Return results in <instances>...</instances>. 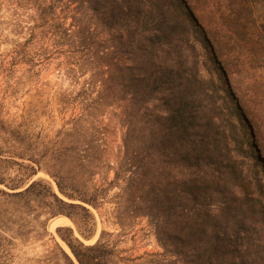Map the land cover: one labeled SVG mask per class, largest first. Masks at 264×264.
Returning <instances> with one entry per match:
<instances>
[{"label": "trees", "instance_id": "16d2710c", "mask_svg": "<svg viewBox=\"0 0 264 264\" xmlns=\"http://www.w3.org/2000/svg\"><path fill=\"white\" fill-rule=\"evenodd\" d=\"M34 1L38 14L32 36L40 35L57 50L69 48L68 71H90L89 89L102 88L100 92L108 94L106 101L118 87L123 92L118 99H127V136H137L146 153L143 166L132 164L136 171L130 173H141L140 181L149 188L145 202L150 200L152 205L147 214L163 251L125 256L105 240V232L96 243L86 244L72 227H59L72 255L49 231L48 222L68 216L89 237L95 218L87 204L99 208L104 190L78 188L75 182L69 186L58 178V188L69 201L43 179L19 189L25 180L8 182L0 172V183L13 190L0 188V260L15 238L27 242L30 237H49L53 264H264V179L255 168L260 158L248 141L243 121L233 120L234 106L215 99L216 88L205 86L198 62L183 54V48L195 47L185 36L190 30L187 26L196 20L187 16L184 0H158L160 15L155 24L144 14L148 0ZM243 1L254 9L264 30V0ZM169 2L175 5L180 21L168 22L163 14ZM75 3L94 5L82 19L89 22L85 29L78 26L79 20L72 24L75 29L66 25L64 7L76 12ZM181 21L187 31L177 30ZM99 26L108 28L109 38L96 50L102 60L93 61ZM175 42L180 44L177 55L172 52ZM165 46L171 48L165 51ZM112 54L127 61L114 63ZM0 123L5 128V121ZM246 160L254 162V169L249 165L246 171ZM30 169V177L37 174L34 166ZM164 170L169 171L165 177ZM37 203L49 206L46 219L40 220L39 213L38 227L27 229L22 222L15 227L17 219L22 221L34 207H41ZM7 230L11 236L3 234Z\"/></svg>", "mask_w": 264, "mask_h": 264}, {"label": "rangeland", "instance_id": "374dc122", "mask_svg": "<svg viewBox=\"0 0 264 264\" xmlns=\"http://www.w3.org/2000/svg\"><path fill=\"white\" fill-rule=\"evenodd\" d=\"M184 2L187 16L196 19L192 20L196 34L192 25L187 26L190 32L185 37L195 47L183 48V54L193 63L198 62L205 86L216 88L215 99L221 105L226 101L228 106H234L238 117L235 114L233 120L243 121L248 141L260 158L259 167L255 168L264 179V30L259 28L254 9L243 0ZM145 3L144 14H149L150 22L155 24L160 3L158 0ZM90 7L94 5L75 3L72 8H77L76 12L64 7L66 25L75 29L72 24L79 20L81 29L88 27L87 19H82ZM166 8L163 14L168 22L180 21L173 3L169 2ZM37 14L34 0H0V121H5L6 128L0 123V172L8 182L25 180L19 189L43 179L69 201L58 188V178L69 186L75 182L78 188L104 190L99 208L87 204L95 218L89 237H84L68 216L60 215L48 222L49 231L69 252L58 233L59 227H72L86 244L96 243L105 232V240L115 244L125 256L163 251L147 214L152 205L150 200L145 202L149 188L140 181L141 173L136 176L130 173L136 171L133 165L143 166L146 153L137 136H127V99H118L123 95L118 87L108 92L112 99L106 101L108 94L100 92L102 88L89 89L90 71L69 72V48L57 50L47 46L40 35L32 36ZM181 24L182 21L177 30L187 31ZM105 28L96 29L93 61L101 59L102 53L96 50L109 38ZM178 46L175 42L172 47L175 55ZM170 48L165 46L164 50ZM112 55L114 63L127 61L123 56ZM253 164L246 160V171L250 166L254 169ZM31 166L37 169V174L30 177ZM168 172L164 170L163 177ZM0 188L13 191L2 183ZM37 205L41 207H34L30 215H25L22 221L17 219L14 226L22 222L28 225L27 229L38 227L36 214L40 213V220H45L49 206ZM3 234L11 236L8 230ZM52 246L49 237L45 240L30 237L27 242L15 238L0 263L53 264Z\"/></svg>", "mask_w": 264, "mask_h": 264}, {"label": "water", "instance_id": "95a60500", "mask_svg": "<svg viewBox=\"0 0 264 264\" xmlns=\"http://www.w3.org/2000/svg\"><path fill=\"white\" fill-rule=\"evenodd\" d=\"M70 249V248H69ZM70 252H71V250H70ZM71 254H72V252H71ZM73 255V254H72ZM79 264V263H78Z\"/></svg>", "mask_w": 264, "mask_h": 264}]
</instances>
